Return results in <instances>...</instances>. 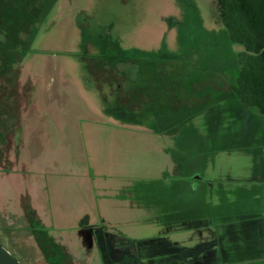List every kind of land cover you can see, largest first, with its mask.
<instances>
[{"label": "rangeland", "instance_id": "374dc122", "mask_svg": "<svg viewBox=\"0 0 264 264\" xmlns=\"http://www.w3.org/2000/svg\"><path fill=\"white\" fill-rule=\"evenodd\" d=\"M217 14L215 0H57L18 68L23 156L36 174L3 179L0 204L28 182L56 224L107 221L117 242L184 255L248 203L258 209L245 189L264 187L250 182L264 173V114L235 96L242 46Z\"/></svg>", "mask_w": 264, "mask_h": 264}, {"label": "flooded vegetation", "instance_id": "af4514ba", "mask_svg": "<svg viewBox=\"0 0 264 264\" xmlns=\"http://www.w3.org/2000/svg\"><path fill=\"white\" fill-rule=\"evenodd\" d=\"M3 1L5 4V0ZM17 1H8L9 5H5L0 10L3 17L10 19L12 31L21 25L24 17L9 15L13 14L11 11L20 10L17 7ZM56 3L57 0L49 1L44 4L40 12L37 11L36 6L24 9L25 13L35 10L34 16L35 14L38 16L35 24L29 26L28 29L32 35L23 32L13 34L11 38L6 37L5 32H0V47L4 43L8 45L9 42H16L20 45L17 46L18 55L13 67L4 74L0 72V184L6 178L10 180L11 177L21 175L26 178L36 174L32 167L27 165L23 156L25 134L20 124L17 82L19 81V69L26 55L31 51L39 25L46 19ZM89 46L92 49L96 47V45ZM125 109L133 108L125 107ZM32 111L35 112L34 106H32ZM92 180L95 181L96 177ZM28 184L25 182V187L17 202L8 199L0 204V243L23 264H97L96 261L99 259L97 251L105 264H173L180 254L186 257L184 253H179L185 247H178L168 242L147 244L132 236L127 239L122 238V241L117 242L110 236L116 231L107 221H89L85 218L81 225L56 224L50 198H46L44 208L39 207ZM91 186L96 192L98 184L93 183ZM42 188L46 192L51 190L48 183H45ZM43 213L49 215L50 218L44 217ZM99 222H101L100 225ZM121 234L124 235L123 232ZM162 254L165 256L162 257Z\"/></svg>", "mask_w": 264, "mask_h": 264}, {"label": "trees", "instance_id": "16d2710c", "mask_svg": "<svg viewBox=\"0 0 264 264\" xmlns=\"http://www.w3.org/2000/svg\"><path fill=\"white\" fill-rule=\"evenodd\" d=\"M8 1L5 0L4 4V1L0 0V10L5 5H9ZM49 1L52 0H18L17 7L20 10L11 11L13 14L9 15L24 16L21 25L12 31L10 19L0 13V32H5L6 37L11 38L13 34L23 32L32 35L28 29L35 24L38 16L36 14L34 16L35 10L25 13L24 9L36 6L37 11L40 12L44 4ZM215 2L217 18L227 29L228 39L242 46V50L237 53L239 69L235 76L237 88L235 96L244 107L256 108L258 113L264 114V0H215ZM17 46L20 45L9 42L8 45L4 43L0 47L2 74L13 67L18 55ZM201 246L188 251L197 253L202 247L204 248Z\"/></svg>", "mask_w": 264, "mask_h": 264}, {"label": "crops", "instance_id": "0c3cea01", "mask_svg": "<svg viewBox=\"0 0 264 264\" xmlns=\"http://www.w3.org/2000/svg\"><path fill=\"white\" fill-rule=\"evenodd\" d=\"M256 112L258 113V111ZM254 175L256 177L251 179L250 182H253V184L262 182L264 186L263 171L256 168L254 169ZM245 190L246 193H249L250 200L259 199V202L263 200L259 208L253 209L254 205L248 203L240 211L241 215L228 216L229 219L223 222L219 229L221 233L218 234L217 239L202 241L196 247L190 248L195 249L200 245L204 246V248L201 246L202 248L197 253L195 251L191 254V251H188L186 258L188 254L194 256L188 257L185 263L181 260L178 264H264V187L256 188V191H254V188ZM209 222L211 221L208 220L207 223ZM209 224L206 227H209ZM197 227L200 229L202 226L197 225ZM212 248H215V250L211 251ZM226 255H228V258L231 256H234V258L226 260Z\"/></svg>", "mask_w": 264, "mask_h": 264}, {"label": "water", "instance_id": "95a60500", "mask_svg": "<svg viewBox=\"0 0 264 264\" xmlns=\"http://www.w3.org/2000/svg\"><path fill=\"white\" fill-rule=\"evenodd\" d=\"M0 264H23L13 253L0 243Z\"/></svg>", "mask_w": 264, "mask_h": 264}]
</instances>
